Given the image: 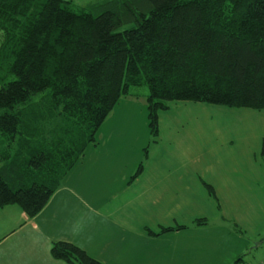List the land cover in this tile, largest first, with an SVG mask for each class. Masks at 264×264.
Listing matches in <instances>:
<instances>
[{"label": "trees", "instance_id": "trees-1", "mask_svg": "<svg viewBox=\"0 0 264 264\" xmlns=\"http://www.w3.org/2000/svg\"><path fill=\"white\" fill-rule=\"evenodd\" d=\"M0 34V209L37 216L134 87L155 142L171 102L264 110V0H0ZM51 254L103 264L67 241Z\"/></svg>", "mask_w": 264, "mask_h": 264}, {"label": "crops", "instance_id": "crops-1", "mask_svg": "<svg viewBox=\"0 0 264 264\" xmlns=\"http://www.w3.org/2000/svg\"><path fill=\"white\" fill-rule=\"evenodd\" d=\"M99 134L37 216L16 205L0 209V264H67L51 254L58 241L76 244L103 264H253L249 255L256 245L249 224L232 212L235 193L219 201V214L185 218L191 181L208 165L201 151L198 160L187 153L175 161L178 168L165 160L151 164L149 150L143 171L133 178L142 149L108 143L110 137ZM113 177L120 183L104 182Z\"/></svg>", "mask_w": 264, "mask_h": 264}, {"label": "rangeland", "instance_id": "rangeland-1", "mask_svg": "<svg viewBox=\"0 0 264 264\" xmlns=\"http://www.w3.org/2000/svg\"><path fill=\"white\" fill-rule=\"evenodd\" d=\"M73 1L76 6L89 7L96 0ZM131 93L134 95L124 96L117 103L111 118L102 124L100 134H104L105 139L110 137L108 143L120 146L128 143L141 148L144 164L150 155L146 157V149L151 151V164L165 160L175 165V161H183L179 159L187 153L186 158L200 159L197 152L201 151V160L208 165L199 179L195 177L191 181L185 218L219 214L218 202L207 184L213 187L220 204L235 193L238 207L232 212L241 222L249 224L248 236L256 245L249 255L250 260L253 264H264V110L193 101L171 102L169 109L158 115L160 147L157 150L149 125L148 88L134 87ZM34 98L39 101L41 96ZM53 120L48 117L46 126ZM1 149L7 150L8 144H3L0 137ZM131 157L137 159L138 152ZM3 165L0 163V168ZM104 182L120 183L116 177ZM258 241H262L260 246H257Z\"/></svg>", "mask_w": 264, "mask_h": 264}]
</instances>
